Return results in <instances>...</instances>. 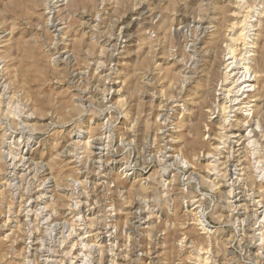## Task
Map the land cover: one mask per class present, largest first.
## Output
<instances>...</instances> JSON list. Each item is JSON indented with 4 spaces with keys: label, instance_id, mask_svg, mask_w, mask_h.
I'll return each mask as SVG.
<instances>
[{
    "label": "rangeland",
    "instance_id": "1",
    "mask_svg": "<svg viewBox=\"0 0 264 264\" xmlns=\"http://www.w3.org/2000/svg\"><path fill=\"white\" fill-rule=\"evenodd\" d=\"M239 6L261 92L264 0H0V264H264V132L219 111Z\"/></svg>",
    "mask_w": 264,
    "mask_h": 264
},
{
    "label": "bare ground",
    "instance_id": "2",
    "mask_svg": "<svg viewBox=\"0 0 264 264\" xmlns=\"http://www.w3.org/2000/svg\"><path fill=\"white\" fill-rule=\"evenodd\" d=\"M237 3V2H236ZM243 3V2H242ZM49 4V3H48ZM241 4V3H240ZM239 4V5H240ZM236 5V4H235ZM241 6V5H240ZM237 10L236 13H233V16L236 18V22L232 24L230 28V34H228V37L224 39L225 43V48H224V56L222 57L221 65H222V79H221V85L224 87L221 94V99L219 104V111L221 113V119H222V124L224 123L225 125L230 122L229 114L227 109L232 110L231 112H236L239 116H242L243 118H240L239 122L242 120L245 121L243 123L244 126H246L247 130V137L249 136L250 138L257 136L258 134H261L264 132V126H263V114H264V87L261 88L263 91L259 92L258 89L259 87L257 86V78L259 75L257 74L258 72L255 70V62L254 59L256 58L254 46L255 43L252 41H248L250 38L248 33H250L253 29V25H251L246 18L249 17L250 10ZM46 7H48L46 5ZM53 7V6H52ZM248 7V6H247ZM253 7V6H252ZM50 8V7H49ZM243 9V8H242ZM245 9V8H244ZM51 9H48V11ZM235 11V10H234ZM254 14V13H253ZM251 17V16H250ZM233 19V18H232ZM253 19V18H252ZM251 19V20H252ZM247 20V21H246ZM254 21V20H253ZM252 27L251 31L249 30ZM250 31V32H249ZM3 32V31H2ZM252 38V37H251ZM250 40V39H249ZM197 41V40H196ZM197 44V43H196ZM252 45V47L250 46ZM112 46V45H111ZM196 55V54H195ZM262 59V58H261ZM263 60V59H262ZM256 61V60H255ZM112 62V61H110ZM261 64V63H260ZM177 73V72H176ZM181 73V72H180ZM192 75V74H191ZM189 77V76H187ZM191 80V79H190ZM1 82V81H0ZM187 82V81H186ZM6 85V84H5ZM182 85V84H181ZM227 87V88H226ZM261 87V86H260ZM103 92V91H102ZM224 92V93H223ZM98 95V94H97ZM219 96V95H218ZM176 102V101H175ZM254 103V104H252ZM216 104V103H215ZM229 104V105H228ZM218 108V107H217ZM169 110V109H168ZM214 111H216L214 109ZM218 111V112H219ZM212 112V111H211ZM159 113V112H158ZM165 113V112H164ZM216 113V112H215ZM219 113V114H220ZM235 119L238 117L237 115L234 116ZM30 118V117H29ZM220 118V117H219ZM239 118V117H238ZM237 120V119H236ZM235 120V121H236ZM247 120V121H246ZM234 121V122H235ZM164 122V121H163ZM162 122V123H163ZM220 123V122H219ZM238 123V122H237ZM25 125V124H24ZM221 125V124H219ZM242 125V124H241ZM228 126V125H227ZM222 127V128H224ZM229 127V126H228ZM235 127V126H234ZM11 128V127H10ZM226 128V127H225ZM224 128V130H225ZM245 128V127H244ZM4 129V128H3ZM221 129V128H220ZM218 131H221V130ZM228 129V128H227ZM226 129V131H227ZM240 129V128H239ZM6 130V129H5ZM231 130V129H229ZM228 130V131H229ZM223 131V130H222ZM241 131V130H240ZM87 132V131H86ZM233 132V131H232ZM244 132V131H243ZM238 133V132H237ZM236 133V134H237ZM246 133V132H245ZM70 134V133H69ZM78 134V133H77ZM88 134V133H87ZM235 134V133H234ZM220 135V133H218ZM222 135V133H221ZM226 135V134H225ZM233 135V133H232ZM240 135V134H239ZM238 135V136H239ZM77 137L74 136V138L77 140L76 142H72L71 144L74 143H79L81 144V135H76ZM235 136V135H234ZM237 136V137H238ZM244 136V135H243ZM83 137V136H82ZM164 137V136H163ZM171 138V137H170ZM225 138V137H224ZM230 138V137H228ZM262 138V137H261ZM260 138V139H261ZM218 139V137H217ZM222 139V138H221ZM255 139V138H254ZM254 139L251 141L252 145L255 144L256 141ZM264 139V138H263ZM87 140V139H86ZM95 140V139H94ZM100 140V138L98 139ZM219 140V139H218ZM249 140V139H248ZM257 140V139H256ZM11 141V140H10ZM93 141V140H92ZM91 141V142H92ZM215 141V139H214ZM259 141V140H258ZM84 142V140H83ZM100 141L96 142L94 141V145H100ZM216 142V141H215ZM225 142V141H224ZM250 142V143H251ZM264 142V141H263ZM89 142L85 141L82 143V145L85 147L88 145ZM214 143V142H213ZM217 143V142H216ZM249 143V142H248ZM254 143V144H253ZM226 144V143H225ZM264 144V143H263ZM242 145V144H241ZM249 145V144H248ZM251 145V146H252ZM257 144H255L256 147ZM261 145V144H260ZM258 144V146H260ZM92 146V145H91ZM239 146V145H238ZM213 147V146H212ZM217 147V146H216ZM222 147V146H221ZM245 147V146H244ZM264 147V145H263ZM89 148V147H88ZM87 148V149H88ZM96 148V147H95ZM218 148V147H217ZM257 148V147H256ZM68 149V148H67ZM80 149V148H79ZM85 149V148H84ZM98 150H101L100 148H97ZM215 148L213 147V150ZM219 150V149H218ZM221 150V149H220ZM225 150V149H224ZM239 150V149H238ZM257 150V149H256ZM78 152V151H77ZM223 152V151H222ZM263 152V151H262ZM213 153V152H212ZM254 153V152H253ZM257 153V152H256ZM209 154V152H208ZM225 154V153H224ZM232 154V153H231ZM92 155V154H91ZM100 155V154H99ZM105 155V154H104ZM264 155V154H263ZM89 156V155H86ZM176 156V155H175ZM241 156V155H240ZM257 156V154H256ZM255 156V157H256ZM65 158L68 157L66 154L64 156ZM174 157V156H172ZM179 157V156H178ZM25 158V157H24ZM107 158V157H106ZM165 158V157H164ZM177 158V157H174ZM213 158V157H212ZM258 158V157H257ZM260 159V158H258ZM226 160V159H225ZM263 160V159H260ZM99 161V160H98ZM101 161V160H100ZM174 161V159H173ZM109 162V161H108ZM171 162V161H170ZM256 162V161H255ZM11 163V162H10ZM31 163V162H30ZM260 163V162H259ZM257 163V164H259ZM214 163H208L207 168L210 172V175H215L214 171L216 166L213 165ZM223 164V163H222ZM261 164V163H260ZM264 164V162H263ZM12 165V163H11ZM94 165V164H93ZM224 165V164H223ZM240 165V164H239ZM264 166V165H263ZM87 168V167H86ZM237 168V167H236ZM206 169V168H205ZM217 170V169H216ZM218 171V170H217ZM227 171V170H226ZM262 171L260 176L264 177V168H262ZM231 173V172H230ZM242 173V172H241ZM218 174V173H217ZM216 174V175H217ZM208 175V174H207ZM222 175V174H221ZM59 175L56 176L58 178ZM10 177V176H9ZM208 177V176H207ZM49 178V177H48ZM47 178V179H48ZM51 178V176H50ZM101 178V177H100ZM227 179V178H226ZM237 179V178H236ZM258 179V178H257ZM12 180V179H11ZM76 180V179H75ZM88 180V179H87ZM216 180V179H215ZM59 181V180H58ZM79 181V180H78ZM97 182V181H96ZM108 182V181H107ZM237 182V181H236ZM87 183V182H86ZM211 183V182H210ZM79 184V183H78ZM217 184V183H216ZM214 185V184H213ZM165 186V185H164ZM69 187V185H68ZM217 188V187H216ZM232 189V188H231ZM230 189V191H231ZM238 190V189H237ZM56 191V189H55ZM51 192V191H50ZM244 192V191H243ZM224 193V192H223ZM228 193V192H227ZM253 193V192H252ZM230 194V193H229ZM250 194V193H249ZM52 196V194H51ZM72 197V196H71ZM70 198V197H69ZM240 199V198H239ZM76 200V199H75ZM261 201V200H260ZM73 202V200H72ZM259 202V201H258ZM240 203V202H239ZM256 203V202H255ZM237 204V203H236ZM263 204V203H261ZM260 204V205H261ZM77 206V205H76ZM239 206V205H237ZM75 207V206H74ZM242 207V206H241ZM233 208V207H232ZM262 208V207H261ZM93 209V208H92ZM246 209V208H244ZM231 213V212H230ZM258 213V212H257ZM195 214V213H194ZM258 214L263 215L264 217V208L261 210ZM233 216V215H232ZM257 216V215H256ZM255 217V215H254ZM263 219V218H262ZM261 219V220H262ZM80 220V219H79ZM202 220V219H201ZM247 220V219H246ZM143 221V220H142ZM79 222V221H78ZM205 221H199V224L203 227H206L207 225L204 223ZM246 222V221H245ZM255 223V222H254ZM261 223V222H260ZM261 225V224H260ZM255 226V225H254ZM108 227V226H107ZM205 229V228H204ZM255 230V229H254ZM261 231V230H260ZM258 232V231H257ZM264 232V231H263ZM259 233V232H258ZM262 237V236H261ZM264 239V238H263ZM183 240V239H181ZM260 241V240H259ZM245 244V243H244ZM259 244V243H258ZM262 244V243H261ZM257 246V245H256ZM200 250V249H199ZM256 253V252H255ZM258 253V252H257ZM261 253V252H260ZM264 255V254H263ZM200 256V255H199ZM257 257V256H256ZM205 258V257H204ZM197 259V258H196ZM264 259V258H263ZM191 260V259H190ZM200 260V259H199ZM205 260V259H204ZM48 262V261H47ZM207 263V261L205 260ZM256 262V261H255ZM202 263V262H201ZM204 263V264H206ZM203 264V263H202Z\"/></svg>",
    "mask_w": 264,
    "mask_h": 264
}]
</instances>
